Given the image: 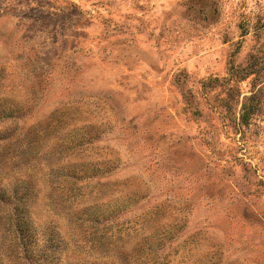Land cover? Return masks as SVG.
Here are the masks:
<instances>
[{
	"label": "rangeland",
	"instance_id": "374dc122",
	"mask_svg": "<svg viewBox=\"0 0 264 264\" xmlns=\"http://www.w3.org/2000/svg\"><path fill=\"white\" fill-rule=\"evenodd\" d=\"M0 264H264V0H0Z\"/></svg>",
	"mask_w": 264,
	"mask_h": 264
}]
</instances>
